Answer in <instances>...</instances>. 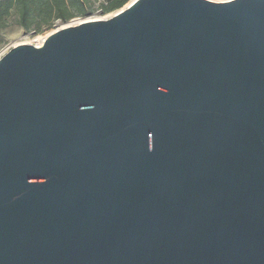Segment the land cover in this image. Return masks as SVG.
<instances>
[{"label": "water", "instance_id": "obj_1", "mask_svg": "<svg viewBox=\"0 0 264 264\" xmlns=\"http://www.w3.org/2000/svg\"><path fill=\"white\" fill-rule=\"evenodd\" d=\"M0 264H264V0H137L4 53Z\"/></svg>", "mask_w": 264, "mask_h": 264}, {"label": "trees", "instance_id": "obj_2", "mask_svg": "<svg viewBox=\"0 0 264 264\" xmlns=\"http://www.w3.org/2000/svg\"><path fill=\"white\" fill-rule=\"evenodd\" d=\"M130 2L114 0L103 5L102 14L114 12ZM96 10L93 0H0V50L2 33L12 22L26 33L43 34L57 23L89 18Z\"/></svg>", "mask_w": 264, "mask_h": 264}, {"label": "rangeland", "instance_id": "obj_3", "mask_svg": "<svg viewBox=\"0 0 264 264\" xmlns=\"http://www.w3.org/2000/svg\"><path fill=\"white\" fill-rule=\"evenodd\" d=\"M215 1L220 2V0H215ZM119 9H121V8H119ZM118 10H116L114 12H110V13H105L104 15L101 14V15H97V16L96 15L89 16V18H75V20H72V21L67 22V23L60 22V23L55 24V26L52 29L47 30L43 34L26 33L20 27L15 26V24L12 22L11 26L9 28H7L6 30H4L2 33V45H1V50H0V58L8 50L17 46L18 43L31 44L38 37L46 36V34L53 32L57 29H60V27L72 26L75 24V22L89 21V19H102V20H104L105 17H107V16H109L108 18L114 16L113 14H115Z\"/></svg>", "mask_w": 264, "mask_h": 264}, {"label": "bare ground", "instance_id": "obj_4", "mask_svg": "<svg viewBox=\"0 0 264 264\" xmlns=\"http://www.w3.org/2000/svg\"><path fill=\"white\" fill-rule=\"evenodd\" d=\"M135 1H137V0H132V2H130L129 4H127L125 7L121 8V9H127V8H129V7H130ZM212 1L217 2V1H215V0H212ZM225 1H229V0H220V2H225ZM121 9H119L118 12H119ZM118 12H116L115 14H117ZM115 14H113V15L115 16ZM114 16H112V17H114ZM108 17H109V16L105 17V19H107ZM110 18H111V17H110ZM81 22H82V21H81ZM81 22H75V24L72 25V26H75L76 24H79V23H81ZM50 34H51V32L48 33V34H46V36H40V37H38V38H37L36 40H34L31 44L40 47V46L45 42L46 38H47ZM27 43H28V42H27ZM19 44H26V43H18L17 45H19Z\"/></svg>", "mask_w": 264, "mask_h": 264}, {"label": "built area", "instance_id": "obj_5", "mask_svg": "<svg viewBox=\"0 0 264 264\" xmlns=\"http://www.w3.org/2000/svg\"><path fill=\"white\" fill-rule=\"evenodd\" d=\"M95 3H96V13L95 14H93V16L94 15H101L102 14V7H103V5H105V6H107V5H109V4H111L114 0H93ZM229 1H231V0H229Z\"/></svg>", "mask_w": 264, "mask_h": 264}]
</instances>
